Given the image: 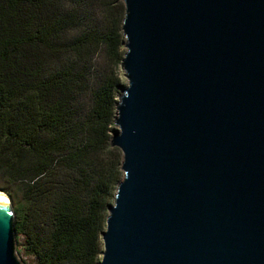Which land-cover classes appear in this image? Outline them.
<instances>
[{
  "label": "water",
  "instance_id": "1",
  "mask_svg": "<svg viewBox=\"0 0 264 264\" xmlns=\"http://www.w3.org/2000/svg\"><path fill=\"white\" fill-rule=\"evenodd\" d=\"M122 1L124 177L98 264H264V0ZM14 222L0 199V264H23Z\"/></svg>",
  "mask_w": 264,
  "mask_h": 264
},
{
  "label": "trees",
  "instance_id": "2",
  "mask_svg": "<svg viewBox=\"0 0 264 264\" xmlns=\"http://www.w3.org/2000/svg\"><path fill=\"white\" fill-rule=\"evenodd\" d=\"M122 0H0V192L26 264H98L124 177L111 144Z\"/></svg>",
  "mask_w": 264,
  "mask_h": 264
},
{
  "label": "rangeland",
  "instance_id": "3",
  "mask_svg": "<svg viewBox=\"0 0 264 264\" xmlns=\"http://www.w3.org/2000/svg\"><path fill=\"white\" fill-rule=\"evenodd\" d=\"M120 71H121V78H122V81H123V86H126L128 84V80L125 77V72L122 69H120ZM120 94H121V90H120ZM113 202H114V199L110 202V204H112ZM17 256L23 262V264H26L25 263V257L21 256V254H19V252H18V247H17Z\"/></svg>",
  "mask_w": 264,
  "mask_h": 264
},
{
  "label": "bare ground",
  "instance_id": "4",
  "mask_svg": "<svg viewBox=\"0 0 264 264\" xmlns=\"http://www.w3.org/2000/svg\"><path fill=\"white\" fill-rule=\"evenodd\" d=\"M0 199H4V200L9 201V198L4 193H1V192H0Z\"/></svg>",
  "mask_w": 264,
  "mask_h": 264
}]
</instances>
